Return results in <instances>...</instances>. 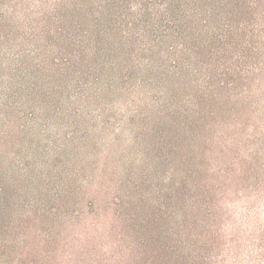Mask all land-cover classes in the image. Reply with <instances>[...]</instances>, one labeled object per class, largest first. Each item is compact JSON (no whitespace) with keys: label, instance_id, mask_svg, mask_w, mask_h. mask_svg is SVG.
<instances>
[{"label":"rangeland","instance_id":"1","mask_svg":"<svg viewBox=\"0 0 264 264\" xmlns=\"http://www.w3.org/2000/svg\"><path fill=\"white\" fill-rule=\"evenodd\" d=\"M0 264H264V0H0Z\"/></svg>","mask_w":264,"mask_h":264}]
</instances>
